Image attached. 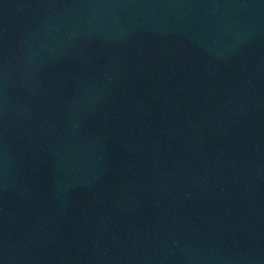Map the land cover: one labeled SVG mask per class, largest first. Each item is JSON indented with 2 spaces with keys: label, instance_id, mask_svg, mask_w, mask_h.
<instances>
[{
  "label": "water",
  "instance_id": "1",
  "mask_svg": "<svg viewBox=\"0 0 264 264\" xmlns=\"http://www.w3.org/2000/svg\"><path fill=\"white\" fill-rule=\"evenodd\" d=\"M0 264H264V0H0Z\"/></svg>",
  "mask_w": 264,
  "mask_h": 264
}]
</instances>
